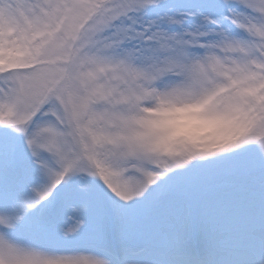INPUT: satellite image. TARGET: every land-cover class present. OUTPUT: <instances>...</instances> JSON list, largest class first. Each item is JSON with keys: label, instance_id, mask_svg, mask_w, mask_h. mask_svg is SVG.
<instances>
[{"label": "snow or ice", "instance_id": "obj_1", "mask_svg": "<svg viewBox=\"0 0 264 264\" xmlns=\"http://www.w3.org/2000/svg\"><path fill=\"white\" fill-rule=\"evenodd\" d=\"M0 264H264V0H0Z\"/></svg>", "mask_w": 264, "mask_h": 264}, {"label": "clouds", "instance_id": "obj_2", "mask_svg": "<svg viewBox=\"0 0 264 264\" xmlns=\"http://www.w3.org/2000/svg\"><path fill=\"white\" fill-rule=\"evenodd\" d=\"M156 119L170 132L192 140L211 142L230 131L226 118L209 116L198 109L167 110L159 113Z\"/></svg>", "mask_w": 264, "mask_h": 264}]
</instances>
